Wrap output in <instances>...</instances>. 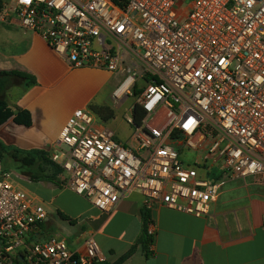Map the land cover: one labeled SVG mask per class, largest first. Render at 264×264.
<instances>
[{
  "label": "built area",
  "instance_id": "2783aa9c",
  "mask_svg": "<svg viewBox=\"0 0 264 264\" xmlns=\"http://www.w3.org/2000/svg\"><path fill=\"white\" fill-rule=\"evenodd\" d=\"M1 1V24L39 34L71 68L125 75L117 103L141 84L146 117L138 127L126 118V143L79 108L53 146L64 187L100 214L111 216L137 191L147 209L206 218L224 179H264V0ZM185 151L196 155L192 164ZM48 220L12 173L3 174L0 264L105 261L94 237L79 251L40 236ZM148 233L155 236L153 222Z\"/></svg>",
  "mask_w": 264,
  "mask_h": 264
},
{
  "label": "crops",
  "instance_id": "0c3cea01",
  "mask_svg": "<svg viewBox=\"0 0 264 264\" xmlns=\"http://www.w3.org/2000/svg\"><path fill=\"white\" fill-rule=\"evenodd\" d=\"M82 71L103 70L73 69L39 34L0 23V100L13 111V116L0 126V143L33 153L29 162L34 163V167L28 168L10 153H4L0 158V175L12 170L16 185L47 210L49 220L41 225L40 236L57 235L66 239L71 249L79 251L87 237H94L105 260L115 264L140 236L143 195L131 193L111 216L100 214L91 205L88 212L72 216L67 214L72 212L68 206L60 202L61 192L67 188L29 176L32 172L54 179L53 169L41 170L43 165L54 164L41 162V158L51 162L53 146L69 116L79 108H88L70 101V93L64 88L72 75ZM14 73L27 74L36 83L26 86V81ZM19 111L29 113L30 126L15 122ZM19 173L22 178L17 177ZM59 212L75 223L61 219ZM151 216L156 231L151 256L146 257L142 246L137 245L134 254L121 264H264L263 178L224 179L222 194L209 217L195 218L159 206L151 209ZM54 219L62 232H52L50 223Z\"/></svg>",
  "mask_w": 264,
  "mask_h": 264
},
{
  "label": "rangeland",
  "instance_id": "374dc122",
  "mask_svg": "<svg viewBox=\"0 0 264 264\" xmlns=\"http://www.w3.org/2000/svg\"><path fill=\"white\" fill-rule=\"evenodd\" d=\"M190 3L191 0L186 1V5ZM124 78L125 75L123 74L115 75L105 71H82L72 75L65 82L64 88L70 93V101L77 103L79 106L86 104L90 110H98L104 116L108 114V111H111L114 114L113 119L106 124L116 132L119 139L125 141L131 137L133 132L132 129L127 126L125 120L128 117L131 118L134 106L138 104V99L141 95V84H136L133 90V96L117 103L113 98V92L121 85ZM181 158L185 163L189 162L192 164V161L196 159V155L185 151ZM50 169L55 171L56 175H54V178L62 184V176L58 171L59 169L54 165H43L41 168L43 172L46 170L49 171ZM19 174L20 175H17V177L22 178L23 174ZM60 202L68 206L72 212L67 214L72 216L79 212H88L92 208L83 198L73 194L69 189L61 192ZM59 223L66 226L65 223ZM50 227L52 232H62L55 219L51 221ZM69 229L74 231L72 228ZM81 232L82 231L79 233Z\"/></svg>",
  "mask_w": 264,
  "mask_h": 264
},
{
  "label": "trees",
  "instance_id": "16d2710c",
  "mask_svg": "<svg viewBox=\"0 0 264 264\" xmlns=\"http://www.w3.org/2000/svg\"><path fill=\"white\" fill-rule=\"evenodd\" d=\"M1 8H2V1L0 0V11H1ZM14 74L16 76L24 79L26 81V86L33 85V84L36 83L34 78L30 77L27 74H23V73H14ZM27 81H29V82L27 83ZM91 111L94 112L96 115H98L105 122H109L110 120L113 119V116H114V114L111 111L110 112L108 111V114L105 115V116L102 113H100L98 110L91 109ZM132 115H133V124H134V126L138 127V126H140L143 123V120L146 117V112L143 110V108L141 106L136 104L134 106ZM12 116H13V111L9 108L7 103L5 101L0 100V126L2 124H4L7 120H9ZM14 120H15L16 123L24 124L26 126H30V124H31V118H30L29 113H27V112L21 113L19 111L18 115L15 117ZM4 153H10L16 160L22 162L28 168L34 167L33 166L34 163L33 162H29L30 157H33V153H31V152H23V151L16 150V149H10V148H7L3 144L0 143V158L3 157ZM41 159H42L41 162L53 163L52 161L51 162L48 161L46 158H41ZM59 171H60V174H61L62 170L60 168H59ZM4 173H6V172H4ZM4 173H2L0 175V177ZM29 176H30V178L32 180H35V181L55 182L58 186H63L64 187V183L61 184L55 178L51 179V178H49V177H47V176H45L43 174H40V173L32 174V172H29ZM141 215H142L141 216L142 217V230H141L140 236L138 237V239L136 241V245L133 246L131 248V250L126 255L121 257L115 264H121L122 262L127 260L131 255H133L135 250H136V246L137 245H141L142 246L144 254L146 255V257L151 256V254H152L151 246L154 243V237H152L148 233L149 224L151 222H153L152 216H151V209H147V208L144 207L142 209V211H141ZM59 217L61 219H63V220L69 221L71 224L75 223L74 220H72L69 216L65 215L64 213L59 212ZM95 264H110V263H108L105 260V261H102V262L98 261Z\"/></svg>",
  "mask_w": 264,
  "mask_h": 264
},
{
  "label": "bare ground",
  "instance_id": "6f19581e",
  "mask_svg": "<svg viewBox=\"0 0 264 264\" xmlns=\"http://www.w3.org/2000/svg\"><path fill=\"white\" fill-rule=\"evenodd\" d=\"M125 86H126V85H125ZM125 86H123V87H125ZM122 89H123V88H122ZM122 89H121V91H123Z\"/></svg>",
  "mask_w": 264,
  "mask_h": 264
}]
</instances>
